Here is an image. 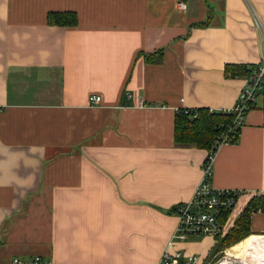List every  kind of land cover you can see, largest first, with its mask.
<instances>
[{
	"label": "crops",
	"instance_id": "1",
	"mask_svg": "<svg viewBox=\"0 0 264 264\" xmlns=\"http://www.w3.org/2000/svg\"><path fill=\"white\" fill-rule=\"evenodd\" d=\"M228 65H264V0H0V264H160L166 250L212 264L216 238L173 241L210 154L176 143L175 119L236 106L247 79ZM212 169L248 196L227 235L264 193V91ZM251 231L256 262L261 210Z\"/></svg>",
	"mask_w": 264,
	"mask_h": 264
},
{
	"label": "built area",
	"instance_id": "2",
	"mask_svg": "<svg viewBox=\"0 0 264 264\" xmlns=\"http://www.w3.org/2000/svg\"><path fill=\"white\" fill-rule=\"evenodd\" d=\"M181 7L185 9L186 5L181 3ZM258 24L261 27V23ZM257 67L247 80L236 106L223 112L233 114L234 122L228 133L222 136L218 146L209 154L204 166L202 183L195 190L191 200L177 206L178 225L173 234V241L185 242L191 236L216 238L224 233L222 216L236 207L242 194L236 190H219L212 185L213 160L215 151L228 144L231 135L242 130L247 114L264 91V65ZM90 101L92 104H99L101 97L93 96ZM183 112L191 114L193 118L197 117L196 110L185 109ZM215 112L214 110L211 111L212 114ZM182 257L184 256L180 251L166 250L160 264H181L180 259ZM9 264H53V262L41 256H34L30 259L14 258ZM185 264H199V260L192 256L188 258V262Z\"/></svg>",
	"mask_w": 264,
	"mask_h": 264
},
{
	"label": "trees",
	"instance_id": "3",
	"mask_svg": "<svg viewBox=\"0 0 264 264\" xmlns=\"http://www.w3.org/2000/svg\"><path fill=\"white\" fill-rule=\"evenodd\" d=\"M48 23L50 26L76 27L79 25V19L75 13H51L48 16ZM158 57V59L153 60L152 57L147 56V62H160L161 54ZM256 68H258L256 65H228L225 70L227 77H244L248 80ZM196 111V118H193L191 114H185L181 110L176 113L175 142L192 145L212 153L214 148L221 142L222 136L228 133L229 128L234 122V115L223 112L212 114L207 109ZM240 134L241 131L231 135L228 144H237ZM247 197V195L242 198L240 197L236 207L222 216V221L231 215L237 214L245 201L248 200ZM259 210L264 212V193L256 194L249 199L241 216L227 235L220 234L216 237L218 243L215 253L223 252L232 247L227 251V254L241 259L250 258L252 242L255 237L251 236V217L253 213Z\"/></svg>",
	"mask_w": 264,
	"mask_h": 264
},
{
	"label": "rangeland",
	"instance_id": "4",
	"mask_svg": "<svg viewBox=\"0 0 264 264\" xmlns=\"http://www.w3.org/2000/svg\"><path fill=\"white\" fill-rule=\"evenodd\" d=\"M231 248L232 247L224 250L223 252L215 253V255L212 257V264H220V263L221 264H226L227 262L229 264H245L244 260H242L243 258L242 259H240V258L239 259H234V258L230 259V257L228 256L229 254H227V251L229 249H231ZM250 258H245V260L250 259ZM246 263H247V261H246ZM255 263L260 264L261 263V259L257 260Z\"/></svg>",
	"mask_w": 264,
	"mask_h": 264
},
{
	"label": "bare ground",
	"instance_id": "5",
	"mask_svg": "<svg viewBox=\"0 0 264 264\" xmlns=\"http://www.w3.org/2000/svg\"><path fill=\"white\" fill-rule=\"evenodd\" d=\"M228 256L230 257V259H232V258L239 259V258L233 257L231 255H228ZM261 256H262V259H261V263L260 264H264V250L262 251ZM246 261H247V263L245 262L246 264H258V263L253 262L252 258H250L249 260H246ZM226 264H229V263L227 262Z\"/></svg>",
	"mask_w": 264,
	"mask_h": 264
},
{
	"label": "water",
	"instance_id": "6",
	"mask_svg": "<svg viewBox=\"0 0 264 264\" xmlns=\"http://www.w3.org/2000/svg\"><path fill=\"white\" fill-rule=\"evenodd\" d=\"M246 264V263H245Z\"/></svg>",
	"mask_w": 264,
	"mask_h": 264
}]
</instances>
